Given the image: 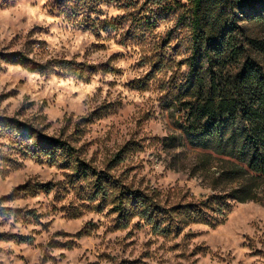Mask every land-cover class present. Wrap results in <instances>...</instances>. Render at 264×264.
<instances>
[{
    "label": "rangeland",
    "instance_id": "374dc122",
    "mask_svg": "<svg viewBox=\"0 0 264 264\" xmlns=\"http://www.w3.org/2000/svg\"><path fill=\"white\" fill-rule=\"evenodd\" d=\"M186 4L0 0V117L32 121L166 206L217 193L175 103L190 67ZM13 137L0 131V264H264V202H237L222 224L180 236L138 219L121 228L115 204L71 177L74 164L25 156Z\"/></svg>",
    "mask_w": 264,
    "mask_h": 264
},
{
    "label": "trees",
    "instance_id": "16d2710c",
    "mask_svg": "<svg viewBox=\"0 0 264 264\" xmlns=\"http://www.w3.org/2000/svg\"><path fill=\"white\" fill-rule=\"evenodd\" d=\"M186 1L182 18L191 33L190 67L175 103L186 114L184 129L197 156L196 168L208 171L217 193L201 201L166 206L97 170L75 155L77 150L68 141L44 133L32 121L0 117V131L14 133L23 155L51 165L74 164L71 177L89 180L91 197L100 205L115 204L121 228L138 219L163 237L180 236L195 224L216 227L237 202H264V0ZM16 61L26 64L31 59L18 53ZM62 64L74 70V62ZM123 153L114 155L111 162L118 165L125 158ZM13 236L20 242L32 240Z\"/></svg>",
    "mask_w": 264,
    "mask_h": 264
}]
</instances>
